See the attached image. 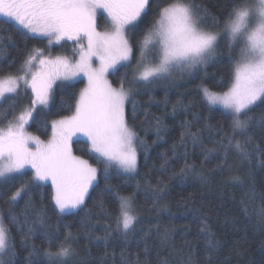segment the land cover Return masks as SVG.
Returning <instances> with one entry per match:
<instances>
[{
	"label": "snow or ice",
	"instance_id": "6c2138e0",
	"mask_svg": "<svg viewBox=\"0 0 264 264\" xmlns=\"http://www.w3.org/2000/svg\"><path fill=\"white\" fill-rule=\"evenodd\" d=\"M149 15L151 22L142 30ZM0 16L18 26L14 30L25 42L35 39L45 45L28 49L18 67L16 61L9 63L7 71L0 65V198L7 196L6 202L13 207L24 202L19 216L11 212L7 218L0 215V264H15L13 227L20 233L21 246L33 236V228L22 230L32 216L31 193L49 184L50 198L60 215L84 210L86 200L99 188L100 179L104 191L115 196L114 211H108L103 198H98L96 207L102 215L94 218L97 222L108 219L109 223L100 236H90V242L103 241L107 249L114 233L127 239L136 231V193L123 195L111 185L113 176L138 173V149L147 151L143 148L145 141L126 116V105L131 102L135 118L133 88L166 81L175 73L191 75L195 69H206L218 54L226 52L228 81L216 83L218 91L202 82L199 91L207 105L223 108L225 118L231 122L230 134L225 133L211 148L201 145L204 159L214 153L226 157L233 151L249 161L264 158V147L252 135L257 127L264 133V0H229L222 16L210 14L198 0H0ZM101 22L103 31L99 30ZM3 45L0 33V57L6 51ZM65 47L72 48L71 59L53 55ZM134 64L133 82L128 83L127 69ZM121 69L125 74L119 85L113 86L109 76L119 74ZM78 84L84 86L73 96L74 104L68 105L69 114L51 122L47 140L27 132L29 121L48 114L45 109L53 106L56 88H75ZM29 91V104L17 112L21 94L28 96ZM157 137L161 138L159 131ZM186 137L193 145L200 144L199 132L187 123L180 136L181 146ZM81 144L87 149V159L74 151ZM175 152L173 145V158ZM260 162L264 164V159ZM166 164L167 160L161 167ZM195 170V163L188 161L185 152L183 167L174 174L184 176ZM233 180L242 183L239 177ZM146 185V197L158 204L167 185L163 181L153 185L150 180ZM5 186L7 191L3 190ZM259 196L264 201V193ZM256 198L253 188L247 202L242 201L246 215L250 214L248 202ZM253 214L264 224V204L253 208ZM36 222L43 225L45 220L37 216ZM81 227L92 232L83 222ZM156 228L159 235V224ZM199 231L211 257L220 242L206 219H202ZM144 235L148 237L150 230ZM74 241L68 232L53 250V241L48 238L49 247L42 250L44 264H73ZM166 241L164 234L156 264H173ZM188 250L191 252L190 247ZM150 255L147 245L143 256L137 253L125 257L122 252L121 264H151ZM185 264L196 261L189 255Z\"/></svg>",
	"mask_w": 264,
	"mask_h": 264
},
{
	"label": "trees",
	"instance_id": "16d2710c",
	"mask_svg": "<svg viewBox=\"0 0 264 264\" xmlns=\"http://www.w3.org/2000/svg\"><path fill=\"white\" fill-rule=\"evenodd\" d=\"M198 3H202L210 14L222 16L229 0H198ZM151 19V15L145 17L142 30ZM17 27L13 21L0 18V33H3V47L6 49L0 57V65L6 71L11 61H16L18 67L28 49L45 47L35 39L25 42L18 31L14 30ZM134 67L135 64L133 68L127 69L128 83L133 82L131 73ZM11 70L15 71V68ZM124 74L125 70L121 69L119 74L110 75L113 86L119 85ZM229 75V56L224 52L218 54L206 69H195L191 75L175 73L166 81L133 88L135 118L131 102L126 105V116L128 123L145 141L143 148L147 151L145 153L138 149V173L113 176L111 185L118 187L123 195L136 193L134 204L139 223L135 232L129 234L127 239L114 233L107 249L103 241L92 239L90 242V236H100L109 223L108 219L102 218L97 222L94 218L102 215L96 207L98 198H103L108 211H114L116 207L115 196L104 191L102 179L99 188L86 200L87 207L84 210L78 209L63 215L58 213L50 198V184L45 185L31 193L32 216L28 217L26 225H22V230L27 232L28 228H33L34 232L26 246H21L20 233L15 227L12 228L17 244L15 264H29V260L32 264H44L42 250L49 247L48 238L53 241L52 249L55 250L58 241L68 232L75 238L72 243L76 253L73 264H121L122 252L125 257H135L137 253L143 256L146 245L151 252V264H156V253L161 251L164 234L167 235L166 246L171 250L168 254L173 264H185L189 255L193 256L196 264H209V260L211 264H264V224L253 214V208L259 209L264 204L259 196L264 193V164L260 162L264 158L254 157L249 161L233 151L226 157L223 153H214L205 160L201 148V145L211 148L225 133L230 134L231 122L225 118L223 108L209 106L201 99L199 86L203 82L218 91L214 85L218 82L226 83ZM83 86L78 84L75 88H56L53 106L45 109L48 114L37 117L35 122L29 121L27 130L41 140H47L51 135V122L69 114L68 105L74 104L73 96ZM29 100L30 93L28 96H20L17 112L26 107ZM186 123L190 124L193 131L199 132L200 144L193 145L191 138L186 137L184 145H180V136L185 132ZM252 135L256 143L264 147L261 141L264 133L259 127L253 130ZM173 145H176L175 158ZM74 151L88 158L83 144L75 146ZM185 152L188 161L195 163L196 170L184 176L174 174L183 167ZM165 160L167 164L162 168ZM234 177H239L242 183L235 182ZM147 180L153 185L158 181L167 185L158 204L146 197ZM137 185L140 186L138 191ZM253 188L257 198L254 202H248L250 214L246 215L242 201L247 202V194ZM3 190L7 191V186ZM6 201L7 196L0 198V215L7 218L10 212L17 216L23 212V201L14 207ZM37 216H43V225L36 222ZM202 219L208 221V226L220 242L211 257L203 242V234L199 231ZM82 222L92 229L91 233L84 231ZM149 230L150 235L145 237L144 233ZM33 249L41 251L35 252Z\"/></svg>",
	"mask_w": 264,
	"mask_h": 264
},
{
	"label": "rangeland",
	"instance_id": "374dc122",
	"mask_svg": "<svg viewBox=\"0 0 264 264\" xmlns=\"http://www.w3.org/2000/svg\"><path fill=\"white\" fill-rule=\"evenodd\" d=\"M0 18H4V19H8L6 17H2L0 16ZM99 30L103 31L105 30V26L103 24V22L100 23V27H99ZM71 54H72V48L71 47H65V48H61L59 49L57 52H54L53 55H67L69 57V59H71ZM38 63V62H37ZM109 80H110V76H109ZM111 82V81H110ZM58 84L60 83L59 81L57 82ZM86 83V81H85ZM30 93V91H29ZM23 95V93L21 94V96ZM216 107H220L222 108L220 105H215ZM27 130V129H26ZM28 133H30L28 130H27ZM32 136H36L34 135L33 133H30ZM31 147H35L34 145H30ZM30 171V169H27ZM127 174H130V173H127Z\"/></svg>",
	"mask_w": 264,
	"mask_h": 264
}]
</instances>
